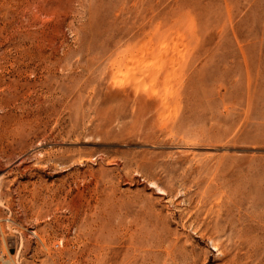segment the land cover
<instances>
[{
  "label": "rangeland",
  "instance_id": "374dc122",
  "mask_svg": "<svg viewBox=\"0 0 264 264\" xmlns=\"http://www.w3.org/2000/svg\"><path fill=\"white\" fill-rule=\"evenodd\" d=\"M0 264H264V0H0Z\"/></svg>",
  "mask_w": 264,
  "mask_h": 264
},
{
  "label": "bare ground",
  "instance_id": "6f19581e",
  "mask_svg": "<svg viewBox=\"0 0 264 264\" xmlns=\"http://www.w3.org/2000/svg\"><path fill=\"white\" fill-rule=\"evenodd\" d=\"M129 76V75H128ZM130 78V77H129ZM14 92V91H13Z\"/></svg>",
  "mask_w": 264,
  "mask_h": 264
}]
</instances>
